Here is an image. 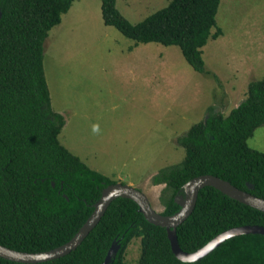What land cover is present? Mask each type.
Segmentation results:
<instances>
[{"label":"trees","instance_id":"trees-1","mask_svg":"<svg viewBox=\"0 0 264 264\" xmlns=\"http://www.w3.org/2000/svg\"><path fill=\"white\" fill-rule=\"evenodd\" d=\"M75 0H0V245L38 253L68 242L93 210L103 188L115 182L89 168L59 141L63 115L51 108L43 69L44 42ZM220 0H169L132 24L101 0L105 26L138 43L177 46L195 71L204 69L202 48L217 39ZM213 77H215L213 75ZM264 124V78L248 84L246 98L227 114L207 109L206 117L176 138L181 162L151 178L162 185L160 214L179 210L183 185L213 175L264 199V153L247 140ZM53 185V186H52ZM264 227V213L213 187L199 190L195 207L176 229L179 247L192 253L216 235L239 226ZM139 239L136 264H264V235L225 240L195 262L178 260L166 230L148 223L136 203L117 198L81 244L68 255L38 264H102L112 244L119 248L109 264H125L128 245ZM0 264H21L0 258Z\"/></svg>","mask_w":264,"mask_h":264},{"label":"rangeland","instance_id":"rangeland-1","mask_svg":"<svg viewBox=\"0 0 264 264\" xmlns=\"http://www.w3.org/2000/svg\"><path fill=\"white\" fill-rule=\"evenodd\" d=\"M169 0H116L130 23ZM101 0H75L44 42L43 69L51 108L63 115L60 143L89 168L146 194L162 211L151 178L177 164L176 138L213 107L227 115L246 98L248 84L264 78V0H220L217 39L202 48L204 69L193 70L177 46L138 43L105 26ZM213 75L215 77H213ZM247 145L264 153V124ZM139 239L126 249L136 264Z\"/></svg>","mask_w":264,"mask_h":264},{"label":"water","instance_id":"water-1","mask_svg":"<svg viewBox=\"0 0 264 264\" xmlns=\"http://www.w3.org/2000/svg\"><path fill=\"white\" fill-rule=\"evenodd\" d=\"M204 187H213L225 196L264 213L263 198L238 189L228 181L213 175H200L192 178L183 185L184 196L174 199L175 203L179 205L180 208L176 213L169 216H164L156 211L143 192L129 185L114 183L102 189L98 201L93 204L91 214L68 242L48 251L38 253L16 251L0 245V258L21 264H38L68 255L81 244L89 232L99 223L109 205L117 198L133 201L138 206V211L148 223L165 228L172 253L178 260L183 262H195L202 259L229 238L242 234L264 235V227L262 226H239L216 235L204 246L192 253L184 252L178 245L176 229L192 213L196 204L198 192ZM118 248L117 245L112 244L102 264H109L111 257L116 254Z\"/></svg>","mask_w":264,"mask_h":264}]
</instances>
